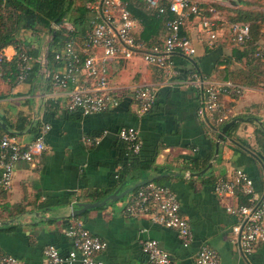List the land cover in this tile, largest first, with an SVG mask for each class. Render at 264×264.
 Listing matches in <instances>:
<instances>
[{"label":"crops","instance_id":"0c3cea01","mask_svg":"<svg viewBox=\"0 0 264 264\" xmlns=\"http://www.w3.org/2000/svg\"><path fill=\"white\" fill-rule=\"evenodd\" d=\"M121 1L136 21L137 39L155 44L166 38L167 17L153 18L141 0ZM195 1L202 7L214 5L222 10L218 39L210 42L198 19L191 18L181 34L191 40L196 51L193 57L175 54L166 70L137 57L110 60L108 81L121 96L120 103L99 114L84 116L78 111H68L69 90L52 86L40 71L36 59L45 48L49 69H59L52 66L48 56L55 51L46 42L49 31L21 29L16 37L18 44L2 49L9 63L16 57V46L21 44L33 61L23 83L16 81L14 63L3 67L0 137L15 134L17 142L25 146L34 142L46 126L49 129L43 137L44 153L31 164L16 165L10 188L4 191L0 187V255H10L27 264H42L44 249L53 245L66 258L72 251V243L64 230L81 222L93 236L106 243L97 258L110 264H145L140 243L147 239L157 241L176 264H194L203 246L217 252L220 264H264V244L245 257L231 242V231L238 218L227 213L226 208L240 204L239 196L220 197L214 191L217 180L229 177L237 169L253 180L256 195L264 191V157L255 136L256 128L264 127V88L243 86L241 95H223L218 113L223 122L211 128L197 116L200 92L187 80L196 73L217 82H228L223 80L245 61L236 60V53L237 57L242 54L248 57L264 49V21L251 27V45L236 46L228 35L229 9L246 8L237 4V0ZM257 1L252 10L264 13V0ZM92 20L88 15L85 26L91 25ZM63 21L71 29L62 28L71 32L76 47L80 48L82 36L75 33L68 19ZM144 86L156 90V99L149 113L140 114L134 91ZM235 118L245 122L237 123L220 145L212 169L201 177L191 176L211 162L216 129ZM123 127L138 131L142 143L138 161L152 164L146 171L134 170L124 177L125 145L118 138ZM96 139L98 144L93 142ZM208 158L211 160L206 164ZM193 168L201 170L191 172ZM148 181L169 187L176 195L180 213L187 219L193 235L189 247L181 246L175 231L153 224L147 217L133 219L123 214L125 203L138 186ZM128 189L133 190L117 203L86 211L78 218L72 215L80 204L100 202L92 200L99 192L111 195Z\"/></svg>","mask_w":264,"mask_h":264},{"label":"built area","instance_id":"2783aa9c","mask_svg":"<svg viewBox=\"0 0 264 264\" xmlns=\"http://www.w3.org/2000/svg\"><path fill=\"white\" fill-rule=\"evenodd\" d=\"M142 1L147 11L167 17V36L162 43L149 44L135 37L136 21L121 0H96L86 3L93 20L89 32L82 39L81 47H76L74 40L69 38L54 54L59 69H49L48 49L45 48L38 56L36 62L40 71L48 77L52 86L69 90L68 111H78L88 116L108 111L120 103L121 96L110 87L108 81V63L112 59L130 60L137 57L151 66L166 70L175 54L193 57L196 51L191 40L181 34V29L192 17L198 19L201 31L208 35L210 42H215L220 36L223 13L214 5L202 7L195 0ZM167 13L173 17L169 18ZM62 24L54 25L53 29L59 30L62 26L71 29L64 21ZM228 35L234 45L243 46L250 39V25L230 23ZM46 42L49 45L52 42L51 33L47 35ZM16 56L19 58L16 81L23 83L31 71L33 59L24 53ZM255 57L264 58V49L257 50ZM5 62L7 57L0 49V76ZM187 80L200 92L197 116L212 125L223 122V118L218 116L221 97L228 94L241 95L244 90L242 85L217 82L196 73L191 74ZM134 95L139 113H149L155 103L156 90L147 86L138 87ZM48 129L46 126L34 142L25 146L20 145L16 137H0L1 189L7 191L10 188L16 165L31 164L44 153L46 148L43 137ZM118 138L125 145L127 157L140 154L142 143L134 127L121 128ZM93 142L98 144L99 139ZM214 191L220 197L241 194L247 199L245 204L228 206L226 211L238 218V223L231 231V242L243 256L251 255L260 244H264V191L260 196L256 195L253 180L240 169L225 179L217 180ZM123 214L133 219L147 217L153 224L175 231L183 248L189 247L193 241L189 223L181 215L176 195L169 187L151 181L141 184L125 203ZM64 233L72 243V251L64 258L53 245H48L43 251L42 264H110L97 258L105 250L106 243L93 236L81 222L69 225ZM140 247L146 258L145 264H176L155 240H144ZM0 264L27 263L10 255H0ZM194 264H220V259L216 251L203 246L196 254Z\"/></svg>","mask_w":264,"mask_h":264},{"label":"trees","instance_id":"16d2710c","mask_svg":"<svg viewBox=\"0 0 264 264\" xmlns=\"http://www.w3.org/2000/svg\"><path fill=\"white\" fill-rule=\"evenodd\" d=\"M88 1L93 2L96 0H80V3L78 5L76 3L77 0H0V49H3L5 46L10 44H18L16 37L21 29L30 30L32 32L33 31L39 32V30H43L45 32L49 31L52 35V42L49 45V49H55V51H53L52 53L53 55L49 54L48 56H51L52 66H57L54 60V54L57 52L59 47H61V45L64 43L65 40L72 37V34L71 32L64 30L62 27L59 30H54L53 26L61 25L63 19H68L73 25L75 29V33L81 35L83 39V37L86 35V33L89 32L91 27L90 23L85 26L87 22V17L88 15L89 16L91 15L93 17L90 11L86 8V3H88ZM141 2L143 3L142 0ZM237 4L245 7L246 9H240V8L229 9V13L231 15L228 16V20L230 23H239V22L247 23L250 25V32H251V29L256 27L259 21H264V13L252 10V6L258 4L257 0H250L247 2L244 0H237ZM2 5H4L3 6L4 9L1 7ZM143 6L146 9V6L145 5ZM215 7L218 10L222 11L220 7L218 6ZM152 14L154 15L152 16L153 18L157 17L156 13H152ZM168 14L169 13H167V15ZM162 17L165 20L166 16H160L159 18L161 19ZM250 42H251V38L248 41H246L243 46H245L246 44L251 45ZM16 49H17V54L24 53L26 55H29L21 44L17 45ZM255 53L256 52L250 54L248 57L246 56V54H242L241 56L237 57L238 53H236L234 58L236 60L244 59L245 60L244 64L242 67L234 68L233 71L230 73L228 79L223 81H228L231 83H235L251 88H261V87L264 88V58L255 57ZM18 59H19L18 56H16L12 62H9L10 64L14 63L13 65L15 69L16 78L18 75V68H17ZM9 63L5 62L2 65L1 67L2 71H4L3 67ZM208 79H212V78L209 77ZM250 120H255V119H250ZM228 122L225 121L219 127V129H216L217 133ZM209 126L211 128L214 127V125L212 124H209ZM235 126L236 125H234L230 130H228L227 137L230 136V133ZM4 135L16 137L15 134H11V133H6ZM255 136H256V143L260 147L264 157V127L263 126H258L256 128ZM124 154L126 158H125V166L123 167V177L127 176L128 174H130L131 171L134 170L146 171L152 165V164H143L142 162H139L138 156L140 154L135 155L133 157H127L126 151L124 152ZM210 160L211 159L208 158L206 164H208ZM197 170H201V168L198 169L193 168L191 169V172ZM108 196L109 195L107 192H99L97 195L93 197L92 200L102 201L105 200ZM238 196L240 198L241 204H245L247 199L241 194H238ZM62 201L67 202V199H64ZM78 216L74 218H78Z\"/></svg>","mask_w":264,"mask_h":264},{"label":"water","instance_id":"95a60500","mask_svg":"<svg viewBox=\"0 0 264 264\" xmlns=\"http://www.w3.org/2000/svg\"><path fill=\"white\" fill-rule=\"evenodd\" d=\"M245 122L242 118H235L226 123L218 132L216 141H215V147H214V155L212 157L211 162L207 165L205 169L200 171L199 173L192 174L191 176L194 177H201L205 175L209 170L212 169L213 163L216 161L218 154H219V148L220 145L224 142V140L227 138V132L230 130L234 125L237 123ZM133 189H128L126 191L120 192V190L115 191L113 194L109 195L105 200L95 203H86V204H80L79 210L73 211V216H78L83 214L86 211L92 210V209H99L102 207H106L109 204H114L123 199L127 194H129Z\"/></svg>","mask_w":264,"mask_h":264},{"label":"rangeland","instance_id":"374dc122","mask_svg":"<svg viewBox=\"0 0 264 264\" xmlns=\"http://www.w3.org/2000/svg\"><path fill=\"white\" fill-rule=\"evenodd\" d=\"M223 16H224V14H223ZM100 53V55L102 54V52H99Z\"/></svg>","mask_w":264,"mask_h":264}]
</instances>
